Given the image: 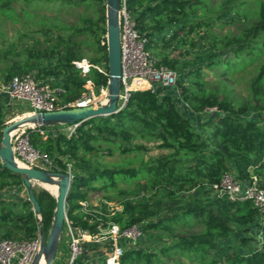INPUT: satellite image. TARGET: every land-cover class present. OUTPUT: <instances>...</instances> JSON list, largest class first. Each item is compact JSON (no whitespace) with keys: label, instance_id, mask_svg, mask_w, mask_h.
<instances>
[{"label":"trees","instance_id":"obj_1","mask_svg":"<svg viewBox=\"0 0 264 264\" xmlns=\"http://www.w3.org/2000/svg\"><path fill=\"white\" fill-rule=\"evenodd\" d=\"M22 1L28 10L14 6V0H0V15L16 21L20 15L40 29L31 36L33 44L23 46L25 59L0 67L1 84L7 85L13 77L32 72H38L42 81L56 77L55 84L66 90L61 97L63 102L80 98L88 81L96 87L107 84L106 75L96 70L84 75L72 65L86 59V52L93 55L90 63L108 64L107 38L99 36V32L106 33L104 0ZM44 3L95 8L97 32L81 25L72 28L67 37L61 35L39 13ZM127 10L140 33L149 40L148 50L162 57L164 65L173 67L165 54L158 52L154 39L192 18L194 22L186 27L189 31L205 28L209 47L216 54L204 66L192 68L177 80L192 112L184 113L178 108L172 90L165 94L140 90L132 93L124 110L86 120L71 135L45 138L38 130L29 131L32 146L47 154L59 172L66 173L68 162L71 163L72 184L67 200L70 227L94 236L103 235L111 224L121 229L142 225L146 237L156 241V248L127 249L121 264H172L170 260L175 264H220L212 254L217 249L214 239L230 237L238 230L246 233L255 226L261 237L259 248L248 250L247 255L231 252L225 260L230 264H264V213L249 201L218 198L209 188L210 184H219L226 173L246 182L253 173L264 170V126L258 122V116H264V0H127ZM218 22L235 30L213 32ZM222 51L225 59L220 57ZM244 72L250 78L244 94L236 97L233 83L236 74ZM210 73L214 81L207 79ZM213 108L220 112H206ZM197 117L202 119L194 124ZM145 144H157L168 153L144 161L140 156L147 150ZM116 152L136 154L128 160L129 164L138 161L139 167L125 164L109 169L93 162L96 155L112 157ZM181 155L190 157L183 167H179ZM121 183L135 188H121ZM201 183L207 184L203 200L182 203L173 198L175 191L192 190ZM23 185L22 176L0 164V239L31 241L40 233H49L55 216V197L45 187L48 191H34L41 207L40 224L28 199L10 194ZM159 190L167 193L141 204L125 201ZM94 192H102L104 209L115 203L122 210L94 212L90 202ZM247 240L242 236L241 245H246Z\"/></svg>","mask_w":264,"mask_h":264},{"label":"rangeland","instance_id":"obj_2","mask_svg":"<svg viewBox=\"0 0 264 264\" xmlns=\"http://www.w3.org/2000/svg\"><path fill=\"white\" fill-rule=\"evenodd\" d=\"M221 1V0H217ZM107 9V0H104ZM14 6L19 7L22 6L24 8L25 4L22 0H14ZM18 8V10H20ZM27 9V8H26ZM28 10V9H27ZM39 13L43 15L48 24L53 25L54 28L59 30V33L65 37L71 34V29L77 26L86 25L87 27L95 30L97 32V21H98V14L95 8L84 5L82 7H74L72 5H61L59 3H44L42 6L39 7ZM193 18L182 22L170 29L165 35L160 34L156 39H154V44H158V52H163L167 57V63L173 65L170 67L169 65H164L162 61V57L157 56V59L161 60L158 61L159 66H165L170 68L176 72L178 80L182 78V76L187 73L192 68L198 67L203 65L209 59H213L210 56L216 54L214 50L210 49L209 44L210 40L208 34L206 33L205 28H195L192 31L186 27L189 22H194ZM229 20V19H228ZM184 26V27H183ZM40 28L35 27L33 24L29 23L26 19L22 16H17V21L12 20L5 15H0V67L5 68L3 65L9 64L11 62L21 61L25 59L26 55L22 51L23 46H29L33 44V40L31 36L33 32L38 31ZM173 30V31H171ZM229 30H235V27L223 25L222 23L218 22L212 28L213 32L219 34H225ZM173 34V35H172ZM175 34V35H174ZM99 36L103 38L107 36V26H106V33L101 34L99 32ZM164 36V37H163ZM102 38V39H103ZM164 39V40H163ZM154 55V54H153ZM225 51L220 52V57L225 59L224 57ZM93 56L90 52H86L85 58L87 60L91 59ZM7 62V63H6ZM49 65V63H47ZM46 64V65H47ZM37 80L38 79V72H32ZM207 79L210 81H214L215 77L212 73L207 74ZM250 78L247 72L236 74L235 83H233L234 87V94L236 97H240L244 94V89L247 84V80ZM56 77H49L47 80L43 81H56ZM178 84V83H177ZM145 86L147 84H144ZM161 90H157V92ZM0 94H4L3 91H0ZM1 97V96H0ZM15 104H3L2 98H0V149L2 147V138H3V128L5 126L17 123L22 121L25 116H27V109L24 105H21V102L14 101ZM18 104V105H17ZM201 117H197L194 119V124L199 123ZM258 122L264 126V116H258ZM26 126L27 132L31 130H40L44 129V131L54 135V134H68L67 129L65 126L56 125V126H45L41 128H34V125H22ZM20 126V127H22ZM18 127V128H20ZM147 150L141 153L140 158H143L144 161L152 160L162 155L167 154V151H163L158 148L157 144H145ZM136 154L130 155H121L119 152H116L112 157L108 155L101 156V154L96 155L93 157V162L97 163L98 166L102 168H114L117 167H124L125 164L131 167L138 168L140 163L135 161L133 164H129L130 160H133V157ZM180 166H184L190 160L188 155H181L179 157ZM68 162L67 160H65ZM69 168H71V163L68 162V168L66 173H70ZM48 173H57L59 172L56 167H51L47 169ZM72 172V170H71ZM253 175L258 179L261 184H264V170L260 173H253ZM121 188L124 189H133L135 188L134 185L121 183ZM207 188L206 183H201L200 186L188 190L182 189L174 192L173 198L179 199L182 203H192L194 201L203 200L205 198V190ZM33 189L35 192L40 193L42 191H48L44 188L43 183L34 182ZM49 192V191H48ZM50 193V192H49ZM167 193V190H159L158 192L147 191L139 196L128 197L125 199L126 202H130L131 204H141L145 201L156 198L158 196H163ZM10 194L12 196L28 199V192L25 186L23 185L17 190L11 191ZM53 196V195H52ZM103 194L102 192H94L91 194L90 202L93 205V210L96 213H100L104 208L101 205ZM107 212L121 211L122 206L117 205L115 203L109 204L105 209ZM38 219L40 224L42 223V215H38ZM54 221V218H53ZM53 221L49 230V233L43 235L45 240L47 241L50 231L52 229ZM105 233L97 234L94 237L90 233H82L80 230H69L67 223L64 226L63 232L60 235V240L57 248V253L55 258H58V255L61 256L62 264H68L71 256H72V243L73 240L78 241L77 248L80 250L78 254V258H80V263L83 261V264H89V262H103L105 261L106 255H108L113 247V240L105 235ZM97 236V237H96ZM242 236L248 238L246 245L242 246L240 243V239ZM104 239L103 242L98 243L97 240ZM261 237L259 236L258 230L255 226H250L248 232L243 233L239 231L227 238H215L214 244L217 246V249L212 251L220 264H230L225 259L227 254L231 252H237L239 255H247L248 250H256L259 248V242ZM156 241L154 239H149L148 237L142 243V247L153 250L156 248ZM45 259H43L44 261ZM91 260V261H90ZM187 259L184 262L187 263ZM170 263L175 264L173 260H170Z\"/></svg>","mask_w":264,"mask_h":264},{"label":"built area","instance_id":"obj_3","mask_svg":"<svg viewBox=\"0 0 264 264\" xmlns=\"http://www.w3.org/2000/svg\"><path fill=\"white\" fill-rule=\"evenodd\" d=\"M120 44H121V88L117 103V113L124 110L135 91L150 90L165 94L167 90L174 91L175 101L182 112H192L190 106L183 99L182 90L177 86L178 77L176 72L165 66H159L157 58L148 50L149 40L145 38L137 28L134 17L127 10V0H121L119 9ZM74 68L84 75L91 70L106 75L109 78L108 64H92L87 59L74 61ZM144 84H147L146 86ZM84 91L80 98L72 102H63L61 97L66 90L63 86L56 85L54 81L37 80L33 74L18 75L13 77L9 84L0 83V91L12 101L21 102L27 106V116L38 115L43 112H52L62 109L80 108L93 106L99 108L109 103V81L106 85L94 86L88 81L83 86ZM208 114L219 113L216 108L208 109ZM79 124L65 125L67 135L75 132ZM35 126L31 127L34 128ZM41 128V126H36ZM47 138L57 136L50 134L44 129L38 130ZM11 147L15 162L29 169H39L47 172L53 167L50 157L34 148L30 142V135L26 126L18 128L11 133ZM2 165V162L0 161ZM70 176L72 177L71 168ZM209 188L214 196L226 197L232 202H251L260 212L264 213V187L252 174L249 181L240 182L230 174L223 175L219 184H210ZM71 232L72 228L66 221ZM82 232V231H81ZM88 233V232H82ZM107 236L113 240L111 252L106 255L104 264H121L124 252L130 248L142 247L146 240V234L142 225L137 224L121 229L116 224H111L106 231ZM95 236V235H94ZM93 236V237H94ZM97 237V236H96ZM104 239L97 240L98 243ZM78 241L73 240L72 256L68 264H78L80 258L77 246ZM144 248V247H142ZM41 249V236L31 241H13L0 239V264H33L35 257ZM91 261V260H90ZM99 263V262H89Z\"/></svg>","mask_w":264,"mask_h":264},{"label":"water","instance_id":"obj_4","mask_svg":"<svg viewBox=\"0 0 264 264\" xmlns=\"http://www.w3.org/2000/svg\"><path fill=\"white\" fill-rule=\"evenodd\" d=\"M119 2L120 0H107L106 9L109 103L99 108L87 106L43 112L38 115L28 116V118H24L20 122L5 126L2 131L3 138L1 142L2 147L0 149V161L5 169L23 177V184L27 189L29 196L28 201L33 205L34 211L39 216L41 214V207L34 194V182H56L58 184V194L54 196L56 199V209L52 229L47 241L45 240L43 234L40 233L41 249L35 257L33 264H41L43 256L46 259L44 264H53L55 261L60 235L62 234L67 221V200L72 184V177L69 173H48L39 169H29L23 166H18L14 160L11 147V133L14 129L22 125L30 124L45 127L60 124H79L89 119L111 116L117 113L116 108L121 88Z\"/></svg>","mask_w":264,"mask_h":264},{"label":"bare ground","instance_id":"obj_5","mask_svg":"<svg viewBox=\"0 0 264 264\" xmlns=\"http://www.w3.org/2000/svg\"><path fill=\"white\" fill-rule=\"evenodd\" d=\"M121 2V0H120ZM119 2V4H120ZM25 118H28V116H25ZM18 128L14 129V131H16ZM16 164L18 166H21V164L19 162L16 161ZM44 187L47 188L49 190V192L53 195L56 196L58 194V184L56 182H49V183H43ZM43 259H45V257L43 256L41 259V264H44L46 259L43 261Z\"/></svg>","mask_w":264,"mask_h":264},{"label":"crops","instance_id":"obj_6","mask_svg":"<svg viewBox=\"0 0 264 264\" xmlns=\"http://www.w3.org/2000/svg\"><path fill=\"white\" fill-rule=\"evenodd\" d=\"M0 98H2V100H3V104H6V102L8 103V104H12V105H14L15 104V102L14 101H12V100H10L8 97H7V95L6 94H0ZM21 105H24V107L27 109V106H26V104H22V103H20ZM18 105V104H17ZM22 199H24V198H22ZM27 199V198H26ZM80 260V259H79ZM100 263V262H99ZM53 264H62V259H61V256H59L58 255V258H55V261H54V263ZM78 264H83V261H81V263H80V261H78Z\"/></svg>","mask_w":264,"mask_h":264}]
</instances>
